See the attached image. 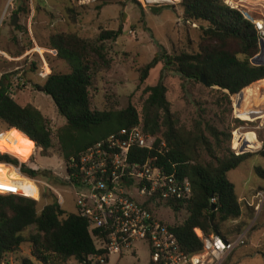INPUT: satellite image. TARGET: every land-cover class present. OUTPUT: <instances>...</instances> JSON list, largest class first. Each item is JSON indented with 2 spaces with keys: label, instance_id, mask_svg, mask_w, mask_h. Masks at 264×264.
Instances as JSON below:
<instances>
[{
  "label": "trees",
  "instance_id": "trees-1",
  "mask_svg": "<svg viewBox=\"0 0 264 264\" xmlns=\"http://www.w3.org/2000/svg\"><path fill=\"white\" fill-rule=\"evenodd\" d=\"M178 6L184 24H206L200 28L198 51L169 55L160 47L159 53L140 71V81L144 82L152 69L163 65L157 85L144 90L147 98L140 113L132 105L121 110L92 109L93 80L100 71L110 69L103 43L118 37V33L110 31L102 32L95 41L74 34L51 35L49 50L57 52L56 58L70 72L52 70L37 89L52 99L58 114L65 119L55 134L65 164L98 141L137 126L150 136L156 149L165 144L157 166L179 179L187 178L192 186V198L186 205L171 203L174 213L184 208L188 214L180 225L171 228L182 248L194 254L202 247L194 229L205 235L222 236L223 224L241 218L239 198L227 174L252 155L235 154L229 146L231 132L219 130L200 117L190 129L181 125L166 99L163 73L170 71L182 81L198 84L203 77L229 106L233 96L264 80V66L251 64L260 51L259 35L239 9L230 8L223 0H180ZM23 10L17 6L13 15L19 18ZM73 12L66 9L71 21L75 19ZM13 86L6 76L0 78V123L23 134L32 148L39 150L42 157H48L53 148L49 122L31 105H18L11 97ZM146 155V151L139 152L142 159ZM259 155L264 158V151ZM0 164L19 167L21 174L31 180L57 181L47 171L31 169L8 154H0ZM255 173L264 180L263 171L257 168ZM11 188L26 195L16 187ZM29 197L0 195V264L6 257L17 255L20 264H88L87 258L96 252L88 222L75 213H66L56 197H51L52 202L40 211L38 201ZM24 245L30 248L28 256H21Z\"/></svg>",
  "mask_w": 264,
  "mask_h": 264
},
{
  "label": "rangeland",
  "instance_id": "rangeland-1",
  "mask_svg": "<svg viewBox=\"0 0 264 264\" xmlns=\"http://www.w3.org/2000/svg\"><path fill=\"white\" fill-rule=\"evenodd\" d=\"M240 1L243 2L237 3H242L239 5H242L251 16L264 15V0ZM3 5L4 1H0V19ZM19 6L24 10L19 16L18 28L11 25L12 21L6 26L5 24L0 26V52L5 54H0V78L6 76L9 82L14 83L16 76L26 70L28 75L25 73L21 75L24 86L19 84L23 83L22 81L18 83L19 86L15 84L11 89V97L22 107L31 105L36 108L49 122L53 134V148L48 157H42L40 151L32 148L20 132L12 129L0 137V149L8 151H0V154L17 158L19 163L31 169L47 171L57 181L36 178L33 180L37 183L33 184L22 178L24 176L22 174L17 176L0 168V186L16 187L19 192L29 194L31 199L38 201V211L52 202L51 197H56L58 203L63 200L61 208L66 213L73 214L76 212L74 196L65 183L66 166L59 155L55 137L56 131L65 124V119L58 114L52 99L37 89L45 80L37 77L38 70H42L44 65L39 53L34 51L35 48L40 47L43 50L40 55H43L50 73L52 70L62 74L64 71L69 73V69L64 70L63 63H59L56 57L51 56L48 48V39L51 35L74 34L95 41L102 32L118 33L117 38L103 43L110 60V69L100 71L95 76L90 90L91 106L94 110L106 111L121 110L132 105L140 113L143 101L147 98L144 90L157 85L163 65L158 64L152 69L144 82L140 81L141 69L159 53L160 47L165 48L169 55L197 53L200 28H205L206 24H184L178 5L144 7L138 0H104L94 5H82L79 0H21ZM67 8L74 11V21L66 14ZM30 51L33 54L28 57L26 54ZM8 56L20 57L18 64L23 68L13 70L9 66V63L13 62ZM163 84L167 90L166 99L170 103L171 112L181 125L190 129L200 117L219 130L230 131L229 146L237 155L243 154L241 148L244 146L241 142V148L236 150L233 144L234 132L257 144L254 149L243 150L252 156L227 174V179L235 186L239 195L244 188L247 192L244 197H240L243 199L239 200L241 218L223 224L221 233L222 237L229 239L242 236L239 246L234 249L225 264H264V201L259 202L258 198L254 200V197L264 192V180L255 173L257 168L264 172V158L259 155L264 151V111L240 113L237 116L238 107L235 103L237 96L232 97V104L228 106L222 94L216 90L206 88L202 84L182 81L176 73L170 71H164ZM255 100L257 108L258 105L263 106L262 96ZM235 121H242L244 124L237 125ZM0 125L2 126L1 123ZM4 166L17 169L13 166ZM163 213L160 217L173 226L180 225L188 216L184 208L175 214L167 213L162 216ZM23 248L25 256H28L29 246L24 245ZM136 250L135 256L127 255L121 260L112 256L110 264H147L146 249L138 245ZM19 259L13 264H20Z\"/></svg>",
  "mask_w": 264,
  "mask_h": 264
},
{
  "label": "built area",
  "instance_id": "built-area-1",
  "mask_svg": "<svg viewBox=\"0 0 264 264\" xmlns=\"http://www.w3.org/2000/svg\"><path fill=\"white\" fill-rule=\"evenodd\" d=\"M0 1H4L1 26L12 20L21 0ZM100 1L104 0H79L82 5H94ZM138 1L144 7L176 6L180 3V0ZM224 1H228L227 6L230 8L241 11L258 32L259 43L264 44V15L251 16L239 5L242 3H237L243 1ZM50 53L57 56L55 50H50ZM42 61L44 68L38 76L46 79L49 70L45 61ZM163 149L164 143L160 149H156L150 136L137 126L120 130L98 141L65 164V183L74 196L75 214L88 222L96 247V252L87 258L88 264H110L112 256L119 260L127 255L135 256L138 245H142L148 253L147 264H225L239 246L242 236L229 239L218 234L205 235L200 229H194L201 250L189 254L182 248L172 225L160 216L162 212V216L175 214L171 203L186 205L192 198V186L187 178L179 179L157 166L158 155L163 154ZM141 151H146L148 157H139ZM14 170L18 175L21 174L19 167ZM22 177L33 184L36 182ZM0 195L28 197L13 188L2 186ZM257 198L259 202L264 201V192L254 197V200ZM247 205L252 207L249 202Z\"/></svg>",
  "mask_w": 264,
  "mask_h": 264
},
{
  "label": "bare ground",
  "instance_id": "bare-ground-1",
  "mask_svg": "<svg viewBox=\"0 0 264 264\" xmlns=\"http://www.w3.org/2000/svg\"><path fill=\"white\" fill-rule=\"evenodd\" d=\"M145 2V0H143ZM179 1V0H177ZM35 51L39 54L43 52V50L39 47L35 48ZM262 96L264 98V81H260L257 84L252 85L249 88H246L243 90L240 98V105L238 109L236 110V115L239 116L240 113H249L253 111L263 112L264 111V102L263 106L260 107L258 105L257 108V102H255L258 97ZM260 101V100H259ZM256 104V105H255ZM256 106V107H255ZM241 142H243L244 147L243 150L247 151L249 149H254L257 144L251 143L250 140H247V138H243L238 132H234V141L233 144L236 147V150L241 148Z\"/></svg>",
  "mask_w": 264,
  "mask_h": 264
},
{
  "label": "crops",
  "instance_id": "crops-1",
  "mask_svg": "<svg viewBox=\"0 0 264 264\" xmlns=\"http://www.w3.org/2000/svg\"><path fill=\"white\" fill-rule=\"evenodd\" d=\"M181 14V13H180ZM18 20H20L19 18H18ZM12 21V20H11ZM11 21H6L5 23H3V24H5V26H6V24L7 23H10ZM17 23H18V21H17ZM2 24V25H3ZM1 25V26H2ZM16 27V26H15ZM35 51V50H34ZM36 52V51H35ZM37 53V52H36ZM0 54L1 55H5L4 53H2V52H0ZM32 52L30 51V52H27V56L28 57H31L32 56ZM7 56V55H6ZM51 56H53V55H51ZM39 57H40V59H41V61L42 60H44V57H43V55H40L39 54ZM52 58H55V56H53ZM8 59L9 60H11V62H13V63H9L10 65V67L13 69V70H15V71H17V70H20V69H22L23 68V66H21L20 64H18L20 61V57H18V58H12V57H10V56H8ZM59 60V59H58ZM42 63H43V61H42ZM59 63H63L64 65H63V67H64V70H67V69H69L68 67H67V65L63 62V61H61V60H59ZM48 70H49V67H48ZM39 71L40 70H38V72H37V77L40 79V80H45V79H42V78H40L39 76H38V73H39ZM27 74L26 73V70H24V71H21L16 77H17V79L14 81V85L15 84H18L19 82H23V83H19V84H21V86L23 87L24 86V81L23 80H21V75L22 74ZM49 74H50V70H49ZM63 74H68V72H63ZM28 75V74H27ZM19 84H18V86H19ZM41 85H43V83H41ZM40 85V86H41ZM1 127H4V128H1ZM8 131H10V130H8L4 125H0V137H2L5 133H7ZM23 135V134H22ZM24 136V135H23ZM0 151H3V152H8V151H6V150H3V149H0ZM17 159V158H16ZM0 168L2 169V170H6V171H11V172H13V173H15V174H17L16 173V171L14 170V169H12V168H10V167H7V166H4V165H2V164H0ZM17 176H20V175H18L17 174ZM23 178V177H22ZM26 181H27V179H25ZM28 182H30V181H28ZM235 187V186H234ZM235 192H236V194H237V196H238V198H239V200L241 201L242 199L240 198V197H244V195H245V193L247 192V190L244 188V190L241 192V194L239 195L238 193H237V191H236V189H235ZM25 194V193H24ZM26 195H28V196H30L29 194H26ZM31 197V196H30ZM32 198V197H31ZM34 199V198H33ZM61 203H59V205L60 204H62L63 203V200H61L60 201ZM60 207H61V205H60ZM68 214H70V213H68ZM21 250H22V255L23 256H25L26 255V252H25V250H24V248L22 247L21 248ZM23 250H24V252H23ZM18 258H19V256H9L8 258H7V261H4V263L3 264H13L14 262H17V260H18Z\"/></svg>",
  "mask_w": 264,
  "mask_h": 264
},
{
  "label": "water",
  "instance_id": "water-1",
  "mask_svg": "<svg viewBox=\"0 0 264 264\" xmlns=\"http://www.w3.org/2000/svg\"><path fill=\"white\" fill-rule=\"evenodd\" d=\"M224 3L227 5L228 1H224ZM17 21H18V17L16 15H13L11 25L13 27H15L17 25ZM259 49H260L259 54L255 58H253L251 60V64L254 65V66H264V55H263L264 44L262 42L259 43ZM200 83L206 88H211L212 87L210 84H208L205 81V79L203 77L200 78ZM241 94H242V92L237 95V99H236V101H237L236 106L237 107H239V105H240ZM243 146H244V144H243ZM241 153H244L243 152V147L241 148Z\"/></svg>",
  "mask_w": 264,
  "mask_h": 264
},
{
  "label": "snow or ice",
  "instance_id": "snow-or-ice-1",
  "mask_svg": "<svg viewBox=\"0 0 264 264\" xmlns=\"http://www.w3.org/2000/svg\"><path fill=\"white\" fill-rule=\"evenodd\" d=\"M14 190V189H13Z\"/></svg>",
  "mask_w": 264,
  "mask_h": 264
}]
</instances>
